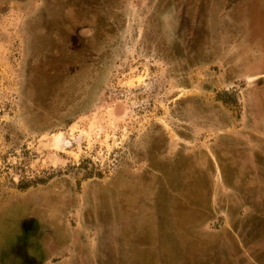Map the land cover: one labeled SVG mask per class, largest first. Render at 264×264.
Listing matches in <instances>:
<instances>
[{"label": "rangeland", "instance_id": "obj_1", "mask_svg": "<svg viewBox=\"0 0 264 264\" xmlns=\"http://www.w3.org/2000/svg\"><path fill=\"white\" fill-rule=\"evenodd\" d=\"M25 219L42 264H264V0H0V264Z\"/></svg>", "mask_w": 264, "mask_h": 264}, {"label": "flooded vegetation", "instance_id": "obj_2", "mask_svg": "<svg viewBox=\"0 0 264 264\" xmlns=\"http://www.w3.org/2000/svg\"><path fill=\"white\" fill-rule=\"evenodd\" d=\"M36 226V224L31 223L30 221L22 220L20 223V227L23 229L22 235L24 236V239L28 241V244L25 246V251L23 252V262L25 264H33L35 261V264H42L44 254L40 251L39 246H37L35 249H33L32 243H31V236L33 230L30 228L31 226ZM20 228V231H21ZM34 252V253H33ZM35 257H34V255Z\"/></svg>", "mask_w": 264, "mask_h": 264}]
</instances>
